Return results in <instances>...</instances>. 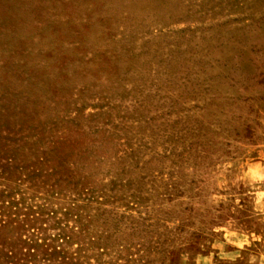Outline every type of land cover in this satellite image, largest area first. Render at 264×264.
<instances>
[{"label": "rangeland", "instance_id": "obj_1", "mask_svg": "<svg viewBox=\"0 0 264 264\" xmlns=\"http://www.w3.org/2000/svg\"><path fill=\"white\" fill-rule=\"evenodd\" d=\"M0 264H264V0H0Z\"/></svg>", "mask_w": 264, "mask_h": 264}]
</instances>
